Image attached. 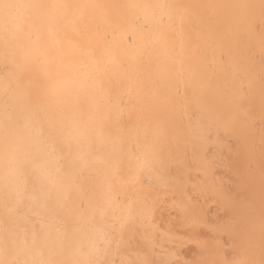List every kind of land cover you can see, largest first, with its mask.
<instances>
[{
    "label": "bare ground",
    "instance_id": "obj_1",
    "mask_svg": "<svg viewBox=\"0 0 264 264\" xmlns=\"http://www.w3.org/2000/svg\"><path fill=\"white\" fill-rule=\"evenodd\" d=\"M29 2V0H24ZM51 2V0H32ZM79 6L64 12L72 22L45 32L38 46L39 62L18 73L19 86L34 93L47 90L56 114L98 119L102 101L96 66L80 51L85 25L93 48L110 51L101 69L103 93L111 97L109 113L88 162L79 170V200L93 189L112 186L121 205L133 194L150 205L151 228L140 220L125 230L123 242L92 250L94 258L120 264L129 259L176 260L191 264L202 260L253 259L264 255V14L260 0H55ZM168 4L164 23L145 5ZM247 5V7H240ZM134 34V35H133ZM25 43V36H20ZM134 39V43L132 42ZM11 69L0 55V82ZM0 86V242L13 222L6 215L3 144L5 104ZM14 121L18 168L30 190L38 189L41 176L22 162L31 150L27 127L31 109L20 99ZM231 113L227 123L216 118ZM204 125L199 149L201 168L190 150L169 148L168 139L179 136L190 123ZM159 125L165 131L161 148L171 153L162 179L146 175L135 187L120 184L142 130ZM13 131H16L13 125ZM15 178V174H14ZM196 209L195 222L185 219L178 204ZM133 211L139 216L140 208ZM119 210L117 209V215ZM37 229L49 233L45 258L70 260L81 243L76 213L71 208L53 216L40 210L33 217ZM31 232L32 224L24 225ZM119 233L109 209L90 235L103 238Z\"/></svg>",
    "mask_w": 264,
    "mask_h": 264
},
{
    "label": "snow or ice",
    "instance_id": "obj_2",
    "mask_svg": "<svg viewBox=\"0 0 264 264\" xmlns=\"http://www.w3.org/2000/svg\"><path fill=\"white\" fill-rule=\"evenodd\" d=\"M79 6L51 2H24V0H0V55L10 66V73L0 86L4 88L9 102L5 104V135L3 144V158L5 168V184L7 191L4 194L6 215L13 222V228L8 230L0 242V264H114L113 261H101L94 258L92 250H100L106 244L115 243L119 246L123 242L125 230L134 227L138 220L151 228L150 205L147 199L140 201L135 195L129 197L126 204L121 205L119 194L114 189H93L91 194H84L79 200H69L71 192H80L78 184L79 170L88 162L94 146L98 140L97 128L103 126L109 113L105 111L111 103V97L103 93L104 79L101 69L104 67V56L110 51L109 46L102 50L93 48L87 35L85 25L83 42L80 45L81 54L96 66L95 80L100 91L102 107L98 119L87 114H81L79 119L58 116L49 102L47 90L37 87L34 93L27 92L19 86V75L26 67L34 66L39 62V44L45 32L50 33L56 25L72 22V17L64 10ZM152 10L155 17L164 23L163 12L166 9L178 7L168 4L145 5ZM247 7V5H240ZM261 12L264 14V0H260ZM25 36V43L20 42V36ZM134 35V34H133ZM134 43V39L132 41ZM12 99L23 100L29 106L30 118L28 122L30 151L22 164L29 170L38 172L41 183L38 189L30 190L27 181L23 178L24 172L18 168L16 159L20 149L18 131L22 127L19 121H14L15 105ZM232 119L231 113L217 117V122L227 123ZM15 125L16 131H13ZM142 139L137 148L131 153L133 161L126 174L119 177L120 184L135 187L143 182L146 175H154L158 182L166 183L163 169L171 157L160 144V138L165 131L159 125L142 130L138 136ZM204 139V125L200 122L190 123L181 134L168 139L169 148L175 146L178 152L190 150L194 162L201 168L205 162L199 160V149ZM15 174V178H14ZM139 207V216L133 211ZM178 207L185 219L195 222L196 209L193 205L181 202ZM71 208L76 213V224L81 232V243L71 251L75 257L70 260H52L45 258L49 233L43 227L35 228L33 217L40 210L55 216ZM111 209L113 223L118 230L109 233L103 238L92 237L97 217H103ZM117 209L119 214L117 215ZM32 224L31 232L24 225ZM264 226V216H262ZM120 264H180L176 260L153 261L150 259H129ZM191 264H264V255L259 261L253 259L232 260H202Z\"/></svg>",
    "mask_w": 264,
    "mask_h": 264
}]
</instances>
